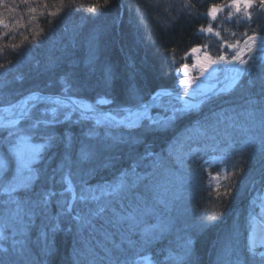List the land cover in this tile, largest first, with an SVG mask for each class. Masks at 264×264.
<instances>
[{"label":"snow or ice","instance_id":"obj_1","mask_svg":"<svg viewBox=\"0 0 264 264\" xmlns=\"http://www.w3.org/2000/svg\"><path fill=\"white\" fill-rule=\"evenodd\" d=\"M5 0H0L3 4ZM53 9L49 8V0H13V7L9 12H17L18 7L23 5V9L8 22L0 13V41L10 33L19 32V29H27L33 22L39 23L44 19L49 25L48 32L44 28L39 30L32 29L33 40L39 42L42 38L51 34L53 26L60 22L66 15V8L78 5V0H52ZM110 0H97V3L91 6L92 13H95L99 7H106ZM58 5V6H57ZM148 5L153 8L164 6L165 11L172 7L170 0H148ZM184 7H194L191 0H185ZM227 8L229 11L226 20H232L234 17L237 22L241 18L246 23L253 21L252 9L258 8L264 10V0H229L226 4L211 5L207 16L212 21L217 20V14ZM38 9H43L38 12ZM25 14L27 22L24 23ZM137 14L141 17L143 23V14L140 12V6H137ZM191 15V13H189ZM199 33H207L218 38V47L223 49L227 47L232 51L229 59L223 52L216 56L207 51L201 52L200 46H193L190 53L196 56L200 74L212 68L213 65H225V76L219 91L209 94L193 90L191 93L184 92L183 96L177 94L176 100L182 102V106H173L164 120L154 119L150 115V109L155 106V101L159 97L171 96L172 93L161 90L151 97V102H144L141 90L132 85L127 90L125 104H131L133 107L119 108L115 115L107 114L103 119L99 116L98 108L92 104L77 101L71 96L63 98L59 96H49L40 93H33L24 100L9 104L0 108V150L6 148L9 157L13 161L14 170L8 175L9 167L4 158H0V215L3 222L0 223V242H7L9 232L13 237L19 236L22 239H13L10 247H4L0 243V264H15L17 259L21 260L28 256L31 259L25 245L37 220L40 221L38 243L41 247V255L47 257L55 254L54 236L61 230V223L67 220L72 224L68 228L69 232L75 230L73 237V260L72 264H97V261L107 260V264H151L152 257L143 255L146 246L154 241L165 238L166 233L171 230V220L163 219L161 213L166 215L167 202L157 199L156 204L149 206L148 194L155 192L157 185L153 183L156 171L161 167L162 157L146 148L144 153L136 158L135 163L130 168L121 172L116 182L109 185L110 191H101V196L95 194L88 186L86 181L81 180L79 192L73 185L72 177L76 173L72 172L73 167L83 171L81 165L85 162L100 161L101 167H108L112 164L111 153L113 149L122 144L135 145L143 143L140 137L134 136L130 131L127 137L117 136L113 133V127H123L124 129H143L151 131L155 129H165L170 127L177 119L185 114L200 109L201 105L210 104L214 97H220L232 92L233 89L240 88L245 91L241 97L243 104H235L229 108H222L219 111L210 110L208 116L203 120H198L196 124L198 140L188 137L187 156L192 158L196 152H225L222 157L211 156L204 161L207 167L213 164H226L231 158L233 152L239 157L236 163L225 168V180L228 181L223 193H220V185L213 188L211 182L206 185L209 196L216 191V201L220 207H223V198L230 197L232 190L237 188L236 178L245 172L244 157L251 150L253 154L259 151L264 154V30L257 33L253 29V34L248 35L247 31L243 33L246 37L240 47V40L229 42L223 39L220 31H215L211 24L207 27L203 25L198 29ZM231 35L236 36L235 32ZM15 36H10V40ZM24 42H30L28 35L23 36L20 45L15 43H0V53L4 47H11L13 50L27 47ZM205 49L207 45L204 46ZM175 52V49L172 50ZM188 53L185 54V58ZM247 57V58H245ZM249 60L252 61L249 64ZM90 63L92 60L90 59ZM173 63L175 60L173 58ZM6 64L0 63V69L6 68ZM230 66V67H229ZM189 65L181 64L176 68V72L184 71L188 74ZM259 68L260 71L255 70ZM218 70L213 68V73ZM105 84H110L113 73L110 68L103 70ZM247 77L244 83L242 78ZM195 81L184 79L181 84H190ZM258 91H253L257 89ZM67 91V89H66ZM184 97H190L194 102L185 100ZM199 97V98H197ZM97 105L111 103L108 99H99ZM45 107L38 109V105ZM48 105H52L48 107ZM38 109L37 111H33ZM62 109H70L71 112H79L82 119H94L97 127H102L105 131H97V128H90L85 136L87 143H82L79 147L77 158L73 159V149L75 147L74 138L70 133L57 136L54 134V126L60 123L59 116ZM238 109H242L239 110ZM123 114V115H121ZM64 119L70 121L71 115L65 112ZM243 118L253 127L258 125L260 137L249 136L248 139L240 142L238 149L234 147L231 138L225 137L223 141L219 140L220 127H235L237 122ZM147 121V123H143ZM6 133V135H5ZM40 142H36V141ZM208 142H211L209 145ZM223 143L224 148L219 144ZM204 144L203 148H192L191 144ZM259 145L258 148L254 147ZM63 147L62 164L59 168L53 170V174L48 179L56 182V173H60L59 183L67 185L65 192L71 193V200L57 201L60 211L55 215L49 213V204L57 194L48 189L40 192L35 191L38 182L45 179L42 164L46 155L57 147ZM183 163V158H181ZM137 169H144L143 173ZM152 169V171H147ZM96 169L91 168L88 174ZM174 175V173H169ZM211 180H219L220 173L215 176L209 173ZM79 200L82 204L80 211H76L73 203ZM252 210L248 215L249 236L246 251L241 250L238 242L239 230L234 229L232 235L225 242L219 252H217L214 264H264V251H257L258 248L264 249V190L261 191L251 202ZM163 204V208H157V205ZM224 215L217 210L210 215L205 216L200 227H206L215 223ZM152 217L157 223L149 228L141 229L139 232L140 241L133 240L132 237L137 233V229L146 222V218ZM101 221H103L101 223ZM116 229L112 232L109 229ZM123 229V231H121ZM103 235L107 243L101 244L103 248V257L98 255L97 247L93 244L97 234ZM119 233L120 242H116L115 236ZM193 232H186L179 237L178 241L173 242L166 250L164 261L159 264H197L195 257ZM99 243V241H97ZM140 247L137 248V244ZM138 257V259H137ZM32 264H36L35 261Z\"/></svg>","mask_w":264,"mask_h":264},{"label":"trees","instance_id":"obj_2","mask_svg":"<svg viewBox=\"0 0 264 264\" xmlns=\"http://www.w3.org/2000/svg\"><path fill=\"white\" fill-rule=\"evenodd\" d=\"M81 1L82 3H80ZM223 1L227 0H191V5L194 7L186 8L184 7V0L183 6H176L171 3L172 7L165 11L163 5L159 8L150 7L148 0H110L108 6L99 7L95 13H92L91 6L96 4L97 0H78V5L70 6L73 9L72 12L68 13L69 9L66 8V15L63 19L53 26L50 35L42 38L39 42L34 41L33 36H30L32 32L29 27L31 25L24 29L26 35L30 37L29 43L32 45L31 48L29 47L30 51H28L27 56L22 51L24 48L22 50L20 48L13 50L11 47L3 48V52L0 53V63L7 66L0 69V76H4L0 78V92H3V94L0 93V106L15 101L24 94L35 90L73 94L93 101L105 96L111 101L109 105L115 107L133 106L124 103L127 90L132 85L141 90L144 101L153 93L162 89L183 92L184 90L178 87L176 83L178 80L176 68L179 67L177 61H181V57L191 47L196 44H203L201 43L202 39L207 40L212 49L218 44L213 35L199 34L198 29L207 23V13L210 6L219 5ZM5 3V7L0 6V13L3 16L7 14V19L10 20L9 13L11 12L8 9L9 5L12 4L13 6V0H5ZM100 3L102 4L103 0H100ZM49 4L52 6L53 3ZM138 5L140 6V12L143 14V23H141V17L137 14ZM51 6L49 7L51 8ZM33 23L36 24L34 29L44 28L45 32H48L49 25L44 19H40L38 24ZM66 28H69V30H66ZM19 31H23V28ZM222 35L225 37L223 33ZM14 36L15 39L13 40H10V36H5L0 43L18 44L17 36L19 34ZM173 49H175V52L172 51ZM173 58L175 63H173ZM90 59L92 60L91 63L89 62ZM105 67L110 68L113 73L112 80L107 85L103 73ZM255 71L259 72L260 69L257 68ZM246 80L247 77L242 79L241 83ZM253 91H258V88L253 89ZM244 95L245 91L243 89L236 88L227 95L214 97L212 103L203 105L206 110L201 111L199 109L185 114L165 129L145 131L142 128L128 130L114 126L113 133L115 135L127 137L130 131L134 136L138 135L143 143L135 145L122 144L113 149L111 153L112 164L108 167H101L100 161L85 162L81 165L83 171L73 167L72 172H75L76 169L78 178L80 174H83V177L80 178L83 181H87V179L93 181L102 176L106 179L116 178L123 170L130 168L135 163L136 158L148 148L156 154H162L161 167L156 171L153 178L154 184L160 183L163 179H167L163 177V172L165 173L164 170L168 167L173 168L171 160L176 157L174 150L172 151L167 145L178 135H183L186 127L192 126L198 120H201L198 117L199 114L204 119L209 115L210 110H218L222 106L231 107L237 103L243 104L241 97ZM4 99L6 101L3 102ZM74 117L78 119H71V123H68V120H62L56 124L54 134L60 136L70 133L72 135L75 141L73 149V159L75 160L80 145L88 142L85 133L94 127L100 132L105 131V129L88 124V120L83 121L79 112H75ZM240 120L243 123L246 122V125H251L243 118ZM236 132L238 134V131ZM253 132L257 138L260 137L261 133L258 125L254 127ZM234 137L237 138L238 135ZM237 140L238 145H240V136ZM255 146L259 147L258 144ZM209 153L214 155L213 152L209 151ZM253 155L254 157L250 159L254 163L246 164L248 168L243 165L245 172L236 178L237 188L233 189L231 196L226 198L224 209L221 210L224 215L215 225L206 226L194 234L197 264H214L217 252L220 251L233 233L230 232V227L234 223L237 227H242L240 223L245 224V210L252 198L253 189L260 187V190H263L264 166H261L262 164H259V161H264V154L258 151ZM62 157V146L47 153L42 164L45 178L49 175V171L51 172L61 166ZM190 165L194 168L198 166L195 162ZM230 166L228 165L227 168ZM91 168L96 169L91 173L93 175L88 174V170ZM141 170L144 171V169H137V171ZM147 171L150 172L152 169H147ZM249 171L253 175L252 178H249V174H247ZM80 179H77L76 175L72 177L75 185L81 183ZM199 180L202 179L199 178ZM252 180L255 182H252ZM253 183L254 186L252 187L251 184ZM38 184L39 182L36 186H40ZM174 186L176 185L173 183L168 186L169 191H172V193L177 189V187L174 189ZM191 190L192 194L187 205L188 212L189 210L193 214L200 213V211L206 212L211 199L209 195H206L207 189L204 187V183L200 184V188H195L192 185ZM155 192L161 194V187ZM162 195L164 197L168 194L165 192ZM148 197L153 198V192L149 193ZM168 197L170 196L168 195ZM237 211L240 213L238 222L233 217ZM51 212L53 213V210ZM39 226L40 221L38 220V224L34 227L39 230ZM71 226L72 224L64 221L61 230L55 233L54 245L56 250L54 255L44 257L41 255V250H38L36 251V258L31 257L30 261L28 260L30 264L33 261L36 264H63V256L69 253L70 234L72 233L67 228ZM244 241H246V236L243 235L240 248L246 251ZM150 248V252L155 256L153 264H159L163 261V255L160 256L156 252L158 248L154 244Z\"/></svg>","mask_w":264,"mask_h":264},{"label":"rangeland","instance_id":"obj_3","mask_svg":"<svg viewBox=\"0 0 264 264\" xmlns=\"http://www.w3.org/2000/svg\"><path fill=\"white\" fill-rule=\"evenodd\" d=\"M183 1L184 0H170V3H172L173 5L176 6H183ZM229 0L227 1H223L221 4H226L228 3ZM7 3V2H6ZM6 3L4 2L3 4H0V6L5 7ZM49 3H53L52 0H49ZM82 3V1L80 2ZM95 3V2H94ZM219 4V5H221ZM49 6H51V4H49ZM58 6V5H57ZM13 7L12 4L9 5V8ZM20 8H18L17 12H11L9 13L10 15V20L7 19V14L6 16H4V18L6 20H8V22L12 21V19L14 17L18 16V13L23 9V5L19 6ZM50 8V7H49ZM50 9H53V4L51 6ZM67 9H69L67 12L71 13L73 9H71L70 7H68ZM41 11V9H38V12ZM228 9L225 8L224 11L219 12L217 14V20L216 21H212L210 17H208L207 23L204 25V27H207L209 24L212 25L213 29L215 31H220L225 35V38L229 41V42H234L236 40H240V47L243 48L244 44L243 41L244 39H246V37L243 35V33L245 31H247L248 35H252L253 34V29H255L257 31V33H262V30H264V10H260L258 8H254L252 9V13H253V21L251 23H246L243 21V19L241 18L240 22L236 21V18L234 17L232 20H226L225 17L227 16L228 13ZM70 15H74V14H70ZM27 14H25V19H24V23L27 22ZM253 25V26H252ZM241 26V27H240ZM36 27V24H31V26L29 27L31 32L32 29H34ZM65 28V27H64ZM66 30H69V28H66ZM0 31H6L4 29H0ZM235 32L237 35L233 36L231 35V33ZM199 33V32H198ZM18 39H17V43L18 45H20L23 41V36L26 35V31L23 29V31H19V32H14V33H10L9 36L12 35H18ZM202 35H211V34H207V33H199ZM264 34V33H262ZM30 36H32V33L30 34ZM214 36V35H213ZM218 42V41H217ZM25 44H27V47H21L20 50H23L25 52L24 55H28V51H30L31 48V44L29 42H24ZM199 46V45H198ZM205 44L201 45V52L203 51H207L209 52L211 55L216 56L218 53L223 52L224 54H226L228 56V58H231L232 55V51L229 50L227 47H224L223 49L218 47V44L212 49V47L210 45H207V48L205 49ZM30 47V48H29ZM29 57V56H28ZM181 61H177V64L179 62V66L183 63H187L189 65L188 68V74L185 75V73L181 70V72L177 73L178 75V80H177V85L178 87H180L181 89H183V92H189L191 93L193 90H196L197 93L199 92H206V90L208 88H210L215 81L222 75V73L225 71V65H213L212 68H209L207 71L204 72L203 75L200 74V69L197 66H194L197 64V59L195 55H192L190 53V51L188 52L187 57L185 58V56L183 55L181 57ZM252 61L249 60V64H251ZM213 68L217 69L218 71L216 73H213ZM6 76V74H5ZM3 78L4 76H0V78ZM184 79H188L190 81L194 80V83H190V84H181L180 81L184 80ZM7 83V81H6ZM1 94H3V92H0ZM6 101L5 99L3 100V102ZM190 103L194 102L192 100H188ZM52 105L48 106L51 107ZM176 106V107H180L182 106V102H179L176 100V98H171V97H167V98H162L160 99L157 103H155V106L152 107L151 113L150 115L157 120H164L166 115L170 114V112H168L167 110H169L171 107ZM45 106H40L38 107V109H41ZM222 108H229V106L226 107H221L219 108L217 111H219ZM38 109H35V111H37ZM65 112H69L71 115V119H78L77 117H74V112H71L70 109H62L61 110V114L59 116L60 121L64 119V113ZM116 112L112 113V115H115ZM107 115V114H99L98 117L96 118H100L103 119V116ZM123 115V114H121ZM202 120V118H201ZM83 121H85V119H83ZM89 123L88 124H92L95 125L94 123V119H89L88 120ZM145 123H147V121H144ZM241 120H239L237 122V125L235 127H226L224 125H221L220 127V137L219 140L223 141L225 137H229L231 138L232 143L234 144V147L236 149L239 148L240 145H238V140L237 138L240 136V139L242 141L248 139L249 136L255 135L256 136V131L255 133L253 132L254 127L252 125L247 124L246 122L243 123ZM197 124V122H196ZM196 124H193L192 126L195 127V129H191V126L186 127V129L184 130V134L183 135H178L177 138H175L174 140H172L167 147H169L172 151L174 150V155L176 156L174 159L175 161L178 163V167L173 163L172 167L173 168H169L164 170L166 171L165 173L163 172V177L167 178V179H163V181H160V183L158 182L157 185V189L159 190V187H161V194L158 192H153V198L149 197L148 198V205L152 206L154 204H156L157 199L161 200V201H166L167 202V209H166V215L164 213H161L163 219L167 220H171V230L166 233L165 238L159 241H154L152 244H154L158 250H156V252L158 254L163 255L162 259L164 261L165 259V255H166V250L168 249V243H173L175 241H178L179 237L185 235L186 232H193L194 234L197 233L200 229L204 228V227H200L201 225V221L202 219L207 216L210 215L213 211H221L222 209H224V205H225V201L227 200L226 198L228 197H224L223 198V207H220L217 204L216 201V191L212 192V195L209 197L210 200V206L208 208V210L206 212H202L200 211V213H192L188 212L187 210V205H188V200L192 194V185L195 188H200V184L204 183V187L206 188V185L211 182L213 185V188H215L216 185H220L219 191L220 193H223L224 188L226 187V184L228 183L227 180H225V172L224 169L227 168L228 165H232L233 163H236V161L239 159V157L235 154V152H233V154L231 155V158L228 159L226 164H213L211 167H201L202 172H200V175L202 176V180H199V178L195 177L196 175H192L189 173V176L185 177V176H181V174L183 173L182 170L188 171L189 169H193L196 170V168H194L193 166H191L188 162L189 159H187V152H188V148H187V144H188V137L191 136L192 139H195V136L198 137L197 134V128H196ZM238 131V134L237 132ZM179 134V133H178ZM238 137H234L237 136ZM36 142H40V141H36ZM239 142V144H240ZM211 143H209L210 145ZM192 148H203L204 144H196V143H192L191 144ZM220 148H224L225 145L221 142L220 143ZM256 147V146H254ZM258 148V147H256ZM258 151H255V153ZM202 156H204L205 158L209 159L211 155H213L212 153H209V151H206L205 154H200ZM226 153L225 152H221V151H217L214 153L213 156H217V157H222L225 156ZM253 152L250 150L249 153H247L244 157L246 163L244 164L245 168H248L246 166V164H253L254 162L250 159L253 158ZM262 157V156H260ZM0 158H4L7 163H8V167H9V171H8V175H11L12 171L14 170V164L13 161L11 160V158L9 157V154L7 153L6 148L3 150H0ZM181 158H183V163H181ZM262 159V158H260ZM191 161V160H190ZM262 160L259 161V164H262ZM182 164V166H181ZM258 167V164L256 165ZM262 166V165H261ZM264 166V165H263ZM76 173V177L77 179H80L83 177V174L79 176H77V170H74ZM174 173V175H170L169 173ZM143 173V170L138 171ZM215 172V174H214ZM219 172L220 173V179L219 180H211L209 178V173H211L213 176L216 175V173ZM202 173V174H201ZM49 175H47V177L42 181V183L39 182L38 185L40 186H36L35 187V191L38 193L42 190H52L54 191L57 195L55 197H53L52 201L49 204V212L52 215H55L57 212L60 211L59 207L57 206V201H61V200H71V193L65 192L64 189L67 187V185H64L62 183H59V179H60V173L57 174L56 173V182H53L51 179H48V177H51L53 172L48 173ZM93 175V174H91ZM93 177V176H92ZM119 177V176H118ZM118 177L116 178H111V179H106L103 176L100 178H96L93 181L91 179H87V184L88 186L92 189L93 192H95L96 195L101 196V191L99 189H103L104 191H110L109 185H112L116 182V180L118 179ZM83 179H80V182ZM175 184L176 186H174L173 188L175 189V187H177L176 191L174 193H172V191H169L168 186L170 184ZM64 185V186H63ZM73 185L75 186L77 193L79 192V187L80 184L75 185V182H73ZM167 185V187H166ZM191 185V186H190ZM63 186V187H62ZM253 187V186H252ZM251 187V188H252ZM156 189V191H157ZM207 189V188H206ZM260 187H256V189H253V194H252V198L250 199L249 203H248V208L245 210L246 215L244 216V221L245 224L241 226L242 227H237V225L234 223L231 227H230V232L232 233L234 229H238L239 230V236H246V234H248L249 236V231L247 233V230H249V225H248V215L249 212L252 210V201L253 199L261 192H259ZM264 190V189H263ZM165 192H167V194L170 196L168 197V195L164 196L162 194H164ZM178 197H174L177 196ZM206 195L208 196V189L206 190ZM160 196V197H159ZM73 207L76 211H80L82 204L79 200L75 201L73 203ZM158 210L163 208V204L157 205ZM53 210V213L51 212ZM221 218H219L215 223L210 224V225H215ZM67 222V220H65ZM3 222V217L2 215H0V223ZM103 221H101L102 223ZM68 223V222H67ZM157 223V220L155 218L152 217H148L146 218V222L144 224H142L140 226L139 229H137V233L135 235H133L132 239L136 240V241H140V235L139 232L141 229L144 228H149L153 225H155ZM38 224V220L36 222V225ZM70 224V223H69ZM153 224V225H152ZM35 225V226H36ZM208 225V226H210ZM62 227V223L61 226ZM72 228V226L70 227ZM245 228V229H244ZM68 229V228H67ZM74 230V229H73ZM112 232H117L116 229H109ZM121 231H123V229H121ZM71 241L69 244V248L70 251L69 253L73 254V237L75 234V231L71 232ZM246 233V234H245ZM9 238L7 240V242H0L3 244L4 247H10L13 243V239L16 240H20L22 239L19 236L13 237L12 234L9 232ZM38 236H39V230L36 229V227L33 228V232L30 234L28 240L26 241V249L30 255V257L32 258H36L37 256V252L38 250H41L40 244L38 243ZM241 237H239V246H240V241H241ZM193 239H194V235H193ZM115 240L116 242H120V235L119 233H117V235L115 236ZM248 240V237H247ZM97 241H99V243H97ZM107 243V241L104 240L103 235L98 233L96 236V239L93 240V244L97 247L98 250V255L100 257H103V248L101 247V244ZM151 244V245H152ZM151 245L146 246V250L142 253L143 255H149L152 257V261L151 264L154 263L155 261V256L152 255V252H150L151 250ZM140 247V244H137V248ZM257 251H264V249L258 248ZM160 256L158 257V259L160 258ZM45 257V256H44ZM23 259V264H30V259L28 256H25ZM138 259V257H137ZM29 260V261H28ZM15 264H21V260L17 259ZM97 264H107V260H103V261H97Z\"/></svg>","mask_w":264,"mask_h":264},{"label":"bare ground","instance_id":"obj_4","mask_svg":"<svg viewBox=\"0 0 264 264\" xmlns=\"http://www.w3.org/2000/svg\"><path fill=\"white\" fill-rule=\"evenodd\" d=\"M201 43H203V44H196L197 46L199 45V46H201V45H210V43L207 41V40H204V39H202L201 40ZM211 46V45H210ZM190 51V49L186 52V53H188ZM185 53V54H186ZM185 54H184V56H185ZM242 79H245V77L244 78H242ZM215 86V84H213L210 88H208L207 90H206V92L207 91H209L212 87H214ZM51 93V92H50ZM79 97V99H75V100H77V101H83V97H81V96H78ZM148 100L149 99H147V100H145L144 102H148ZM133 107V106H132ZM200 110L201 111H204V110H206V109H204V107H203V105H201V107H200ZM150 113H151V109H150ZM196 116H197V114H196ZM198 117L201 119V115L199 114L198 115ZM203 119V118H202ZM72 121L70 120V121H68V123H71ZM191 129H195V127L194 126H191ZM221 135V134H220ZM195 139H200V137L198 136V137H196L195 136ZM208 143H211V142H208ZM206 153V151H200V152H196L195 154H194V156L192 157V158H189L188 156H186V157H188L187 159H189V164H192V163H197V165L198 166H196V170H193V169H189L188 171H185V170H182V174H181V176L183 177V176H185V177H187V176H189V173L190 174H192V175H196L195 177H197V178H201L202 179V176L200 175V172H202V169H201V167H204V166H206L205 164H204V161L205 160H207V158H205L204 156H202V155H200V154H205ZM162 154H160V156H161ZM166 157H167V153H166ZM170 158V157H169ZM167 159H168V157H167ZM172 159V158H171ZM170 159V160H171ZM191 160V161H190ZM177 167L179 166L178 165V163L175 161V159L174 160H171ZM264 165V161L262 162V166ZM181 166H182V164H181ZM51 172H53V171H51ZM202 174V173H201ZM214 174H215V172H214ZM247 174H249L248 176H249V178H252L253 177V175H251V172L249 171V172H247ZM120 176V175H119ZM252 182H255L254 180H252ZM251 186H254V183L253 184H251ZM50 213V212H49ZM239 216H240V213H239V211H237V213L235 212V214L233 215V217H234V219H236V221L238 222V220H239ZM66 222V221H65ZM67 223V222H66ZM153 225V224H152ZM66 227V226H65ZM241 237V236H240ZM243 243V242H242ZM171 245V243H168V247ZM244 245H246L247 246V242L246 241H244ZM55 250H56V248H55ZM69 251H70V248H69ZM72 260H73V254L72 253H68V254H66L65 256H63V264H72Z\"/></svg>","mask_w":264,"mask_h":264},{"label":"water","instance_id":"obj_5","mask_svg":"<svg viewBox=\"0 0 264 264\" xmlns=\"http://www.w3.org/2000/svg\"><path fill=\"white\" fill-rule=\"evenodd\" d=\"M245 58H247V57H245ZM229 67H230V66H229ZM226 75H228V73L225 71V72L222 74V76H221V77L215 82V86L212 87L209 91H207V93H209V94L211 95V94H213V93L219 91V88L222 86L223 81H224ZM33 93H40V94L49 95V96H59V97H61V98L65 97V96H69V95L51 94V93H42V92H32V93H30L29 95H31V94H33ZM171 93H172V95H171V96H167V97H174V98H176V95H177V94L183 96V93H179V92H171ZM153 95H154V94H153ZM153 95H152V96H153ZM71 97H72V96H71ZM72 98L74 99V97H72ZM162 98H165V97H159V98L155 101V103L158 102V101H159L160 99H162ZM197 98H199V97H197ZM24 99H25V98H24ZM102 99H105V98H102ZM184 99L192 100L190 97H184ZM192 101H193V100H192ZM150 102H151V98L148 100V103H150ZM89 104H90V103H89ZM92 105H93V104H92ZM93 106H95V105H93ZM95 107L98 108V112H102V113H103V112H104V113H107V112L115 111V110L119 109V108H114V107H98V106H95ZM121 108H124V107H121Z\"/></svg>","mask_w":264,"mask_h":264}]
</instances>
